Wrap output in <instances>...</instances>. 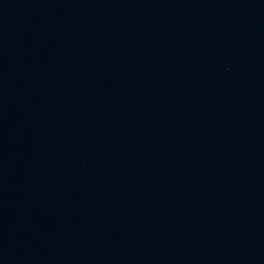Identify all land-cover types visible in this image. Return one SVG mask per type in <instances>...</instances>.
Listing matches in <instances>:
<instances>
[{"label":"water","instance_id":"1","mask_svg":"<svg viewBox=\"0 0 264 264\" xmlns=\"http://www.w3.org/2000/svg\"><path fill=\"white\" fill-rule=\"evenodd\" d=\"M0 264H264V0H0Z\"/></svg>","mask_w":264,"mask_h":264}]
</instances>
